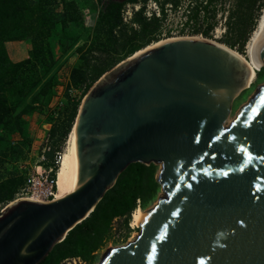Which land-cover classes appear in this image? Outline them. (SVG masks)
Listing matches in <instances>:
<instances>
[{"label": "water", "instance_id": "1", "mask_svg": "<svg viewBox=\"0 0 264 264\" xmlns=\"http://www.w3.org/2000/svg\"><path fill=\"white\" fill-rule=\"evenodd\" d=\"M139 50L83 99L54 199L0 211V264L43 262L133 163L162 165L163 194L98 264H264V84L230 120L252 75L239 55L190 36Z\"/></svg>", "mask_w": 264, "mask_h": 264}, {"label": "rangeland", "instance_id": "2", "mask_svg": "<svg viewBox=\"0 0 264 264\" xmlns=\"http://www.w3.org/2000/svg\"><path fill=\"white\" fill-rule=\"evenodd\" d=\"M26 1L31 9L23 25L0 34V99L7 105L0 123V181L14 190L0 211L13 200L37 195L35 186L46 179H56V153L68 147L83 99L106 72L131 57H122L131 43L151 38L146 47L199 36L248 56L247 41L264 6V0H179L177 6L172 0ZM262 84L264 65L234 100L230 120ZM161 168L131 164L94 214L70 231L44 264H98L108 248L128 243L141 230L132 222L134 210H148L163 194L157 180ZM136 193L144 199L132 206ZM118 210L122 214L114 216Z\"/></svg>", "mask_w": 264, "mask_h": 264}, {"label": "trees", "instance_id": "3", "mask_svg": "<svg viewBox=\"0 0 264 264\" xmlns=\"http://www.w3.org/2000/svg\"><path fill=\"white\" fill-rule=\"evenodd\" d=\"M172 3H173V5L177 6L179 3V0H172ZM117 5H121V4L117 3ZM200 7H201V3H197L194 8H196V10H199ZM203 7L206 8V5ZM30 9H31V7L27 3L26 0H0V34L3 32L6 33V31H8V27H9V29H16L18 27H21L23 25L22 21L25 17V14ZM162 12L165 14L164 7L162 8ZM119 14H120V11L118 12V15ZM154 20L158 21L159 17H154ZM121 21L122 20L119 19V21L116 22L115 26L119 25V23H121ZM6 27H7V29H6ZM113 27L114 26H112L110 28L111 32L114 31ZM157 27H158V24H157ZM150 40H151V38H148L146 41L142 39L140 41H135V42L131 43V45H129L128 49L123 53L122 57L124 58V57L128 56L129 54H133L134 52L143 48L144 45H146L150 42ZM123 58H121V59H123ZM6 113H7L6 99L3 98V99H0V123H2L4 121V116ZM56 168H57V166L54 167V173H55ZM141 169H143V167H140V170ZM6 186H7V184H4L3 182L0 181V203L9 200L12 197V192L14 190L13 191L6 190V189H8ZM136 198H139L141 200L144 199V197L140 193H136V194L132 195L130 198V201H129V203H131L132 206L136 205ZM94 212L91 214H94ZM121 214H122V211L118 210L115 212L114 216H119ZM45 260L43 262H41L40 264H44Z\"/></svg>", "mask_w": 264, "mask_h": 264}, {"label": "bare ground", "instance_id": "4", "mask_svg": "<svg viewBox=\"0 0 264 264\" xmlns=\"http://www.w3.org/2000/svg\"><path fill=\"white\" fill-rule=\"evenodd\" d=\"M263 22H264V6H263V10L261 11V15H260V17H259L258 25H257L256 29L253 31L252 35L250 36L249 41H247V42H248V44H247V49H248V50H246V51H248V56L243 55V54H240L239 52H237L236 50L230 48V47L227 46L226 44L220 43V42H218V41H216V40H214V39H209V38H207V39H209V40H211V41H213V42H215V43H218V44H220V45H222V46H224V47H226V48L232 50V52H234L235 54L239 55L244 61H246V63L248 64V66H249L250 69H251L252 75H251V78H250V80H249V84L245 87V89L248 88V87H250L251 84L256 80V77H257V71L260 70V69H261V66H262V65H261L259 69H257L256 67H254V65H253V63H252V58H251V48H252L253 42H254V40H255V38H256V36H257V34H258V32H259L261 26H262V24H263ZM190 37H199V36H190ZM175 38H176V37H174V38H170V39H175ZM170 39H165V40H162V41H166V40H170ZM162 41H159V42H162ZM159 42H157V43H159ZM157 43H153V44H151V45H148V46H146V48H147V47H151V46H153V45H155V44H157ZM138 51H140V50H138ZM138 51H136V53H137ZM141 51H142V50H141ZM242 91H243V90H242ZM242 91H241V92H242ZM241 92H240V93H241ZM75 127H76V122L74 123V125H73V127H72V129H71L70 136H71L72 132L74 131ZM66 158H67V148H66V150L64 151V154H63L62 159H61V162H60V166H59V168H58V170H57V174H56V185H57V181H58V177H59V175L62 174V173L64 172L65 163H66ZM29 197H32V198H35V199H38V200H42L39 196H36V195H35V196H29ZM143 212H144V210H143L141 207H138V208H136V209L134 210V212H133V219H132V220H133L132 222H133L134 225L137 226V221H138L139 217L141 216V214H142ZM138 226L140 227L141 224L138 225Z\"/></svg>", "mask_w": 264, "mask_h": 264}, {"label": "built area", "instance_id": "5", "mask_svg": "<svg viewBox=\"0 0 264 264\" xmlns=\"http://www.w3.org/2000/svg\"><path fill=\"white\" fill-rule=\"evenodd\" d=\"M63 153L61 151H57L54 166H57V170L60 166V162L62 159ZM57 173V172H56ZM56 186V179L53 178L51 181L46 179V183L44 185H36L35 192L37 193L36 196H39L42 200H52L54 199V195L56 193L55 190Z\"/></svg>", "mask_w": 264, "mask_h": 264}]
</instances>
